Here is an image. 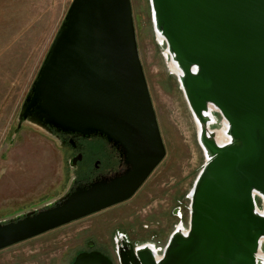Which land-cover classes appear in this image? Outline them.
Here are the masks:
<instances>
[{"label": "water", "instance_id": "water-1", "mask_svg": "<svg viewBox=\"0 0 264 264\" xmlns=\"http://www.w3.org/2000/svg\"><path fill=\"white\" fill-rule=\"evenodd\" d=\"M149 2L155 35L165 40L181 73L176 76L205 164L189 195L188 227H177L162 250L134 247L128 235L119 234L117 262L263 264L264 0ZM17 123L18 130L29 125L55 140L101 137L123 167L85 184L73 174L57 200L0 220V251L135 196L167 151L131 0L72 1ZM82 159V153L73 157L71 170ZM71 264L115 263L93 250Z\"/></svg>", "mask_w": 264, "mask_h": 264}, {"label": "rangeland", "instance_id": "rangeland-1", "mask_svg": "<svg viewBox=\"0 0 264 264\" xmlns=\"http://www.w3.org/2000/svg\"><path fill=\"white\" fill-rule=\"evenodd\" d=\"M72 1L0 0L1 221L57 200L73 174L84 181L100 160L102 169L108 162L109 146L101 137L82 139L85 161L71 170V145L62 136L55 140L29 125L17 129L21 107ZM131 1L140 59L166 157L130 200L1 250L0 264H70L90 241L95 243L93 248L112 254L118 264L115 240L119 233L130 241L146 240L154 233L167 241L181 217H174L173 210L181 207L186 222L189 218V195L205 164L198 129L170 69L166 43L155 35L149 0ZM257 204L261 207L259 199Z\"/></svg>", "mask_w": 264, "mask_h": 264}, {"label": "flooded vegetation", "instance_id": "flooded-vegetation-1", "mask_svg": "<svg viewBox=\"0 0 264 264\" xmlns=\"http://www.w3.org/2000/svg\"><path fill=\"white\" fill-rule=\"evenodd\" d=\"M62 137H63L64 142H66V144L69 143L71 145V150H72V156L71 157L72 158L81 154V153L84 154V152L82 150L83 146L81 144L82 139H83L82 137H80V136H62ZM107 145L109 146V154L107 156L108 162H106L105 168L102 169L103 165L101 164L102 161L100 160L97 164L94 165V168L92 170H90V172L88 174L86 173L87 174V177H85L86 179H84V181L80 180L82 184L89 183L93 179L98 178L100 176H109L113 173L115 174V172L118 171V169H122L123 166H122V162H121L119 154L108 143H107ZM84 161H85V154L83 155L82 161L79 162L78 164L83 163ZM96 161L97 160H95V162ZM173 214H174V212H173ZM154 235H157V234L154 233ZM91 244H95V243L94 242L92 243V241H90L87 250H85V251L83 250V251H81V253L86 252V251L91 252L93 250H97L95 247L93 248V246ZM108 256L111 257L113 260L112 254L108 255ZM72 261L70 262V264L72 263ZM114 263L116 264L115 261H114Z\"/></svg>", "mask_w": 264, "mask_h": 264}, {"label": "built area", "instance_id": "built-area-1", "mask_svg": "<svg viewBox=\"0 0 264 264\" xmlns=\"http://www.w3.org/2000/svg\"><path fill=\"white\" fill-rule=\"evenodd\" d=\"M173 212H174V217H176V216H181L180 218H179V222H178V224H176L175 226H174V229H173V231L177 228V227H179V226H182V227H184V228H187L188 227V224H189V218H188V220H187V222H186V219H187V215L185 216V212H184V209L183 208H181V207H179L178 208V206L173 210ZM178 214H180V215H178ZM145 228L146 229H148L149 228V226H145ZM172 231V232H173ZM167 239V238H166ZM166 239L165 240H162V239H160L157 235H151L150 237H149V239H147V240H138V241H131L133 244H134V247H138V246H142V245H153L157 250H162L166 245H167V242H168V240L166 241ZM169 239V238H168ZM166 241V242H165ZM160 254H161V251H160Z\"/></svg>", "mask_w": 264, "mask_h": 264}, {"label": "bare ground", "instance_id": "bare-ground-1", "mask_svg": "<svg viewBox=\"0 0 264 264\" xmlns=\"http://www.w3.org/2000/svg\"><path fill=\"white\" fill-rule=\"evenodd\" d=\"M160 40H164L163 38H161V37H158ZM165 41V40H164ZM166 43V42H165ZM168 52V51H167ZM170 69H171V71H173V73H175L178 77H180L181 76V73H180V71L178 70V68H177V65H175V63L174 62H170ZM223 129V128H222ZM217 130H221V129H217ZM218 138H222V141H224V134H223V132H219V133H217V141L220 143V141H219V139ZM262 255H264V253L262 254ZM262 262H264V258H262ZM264 264V263H263Z\"/></svg>", "mask_w": 264, "mask_h": 264}, {"label": "crops", "instance_id": "crops-1", "mask_svg": "<svg viewBox=\"0 0 264 264\" xmlns=\"http://www.w3.org/2000/svg\"><path fill=\"white\" fill-rule=\"evenodd\" d=\"M17 245H20V244H17Z\"/></svg>", "mask_w": 264, "mask_h": 264}]
</instances>
